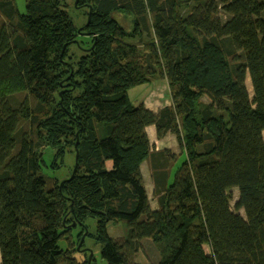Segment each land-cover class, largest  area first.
Wrapping results in <instances>:
<instances>
[{"label": "trees", "instance_id": "16d2710c", "mask_svg": "<svg viewBox=\"0 0 264 264\" xmlns=\"http://www.w3.org/2000/svg\"><path fill=\"white\" fill-rule=\"evenodd\" d=\"M158 79L154 113L129 92ZM145 239L157 264H264V0H0V264H89V241L137 264Z\"/></svg>", "mask_w": 264, "mask_h": 264}, {"label": "crops", "instance_id": "0c3cea01", "mask_svg": "<svg viewBox=\"0 0 264 264\" xmlns=\"http://www.w3.org/2000/svg\"><path fill=\"white\" fill-rule=\"evenodd\" d=\"M249 79L250 78L248 77L246 83L249 81ZM135 89L131 90V92L133 91V95L134 93H136L134 92ZM138 89L139 90L137 91L139 92L136 93V102L143 103L145 108L151 112L158 113L165 108L173 106V100L171 98L169 85L167 80L165 79L154 80L147 85L138 87ZM204 101L207 102L208 99L204 98ZM145 131L152 146V151L159 152L168 149L172 152V154L176 156V158L171 160L170 163L163 162V160L161 159L160 164H158L160 169H163L165 167V169L168 171H174L178 167L179 162L182 161L185 157V154L183 150H181L176 135L168 133L163 138L159 139L157 136L156 127L154 125L147 126ZM179 156H182L181 159H179ZM152 164L153 159L145 161L141 165V173L148 197L150 199V205L153 209L156 210L157 200L153 195L155 185L152 179ZM234 192L238 194L237 190H234Z\"/></svg>", "mask_w": 264, "mask_h": 264}, {"label": "rangeland", "instance_id": "374dc122", "mask_svg": "<svg viewBox=\"0 0 264 264\" xmlns=\"http://www.w3.org/2000/svg\"><path fill=\"white\" fill-rule=\"evenodd\" d=\"M19 13L20 14H25L26 13V0H13ZM75 14H77L76 12H72V16L73 18L76 20ZM248 85V90L252 95V86H251V81L249 79V81L246 83ZM246 85V86H247ZM138 88L135 89L134 92L138 93L139 91ZM133 91L129 92V95L133 98L136 99L137 95L136 93H134V95L132 94ZM23 95H20V97L22 98ZM17 101L20 100L19 98H15ZM54 159V153L52 150L47 149L46 153H45V160L46 162L50 165L52 163ZM69 163H71V166L74 163V158L68 157L67 159V164L70 165ZM69 171V169L63 171V173H60V171L56 172L54 171L51 167H43L42 172L45 175H49L51 177H57L59 179H64L65 176H67V172ZM233 201L232 202V208L234 209V206L236 204V202L238 201V197L239 194L233 192ZM240 215H244L243 211H239ZM87 226L89 227V229L91 231L95 230L96 227V221L94 219H89L87 221ZM109 234L111 237L113 238H120L123 237L127 234V226L124 222H120L117 224H110L109 228H108ZM61 246H66V243L61 244ZM86 249H89L91 252H93V254L96 256L97 259V264H107L106 261H104L101 257H100V246L95 245L92 241H89L87 244ZM160 260V254L157 250V247L155 246V244L149 240V239H145L142 242V249L141 251L137 254L134 262L137 264H157ZM0 263H1V255H0Z\"/></svg>", "mask_w": 264, "mask_h": 264}, {"label": "water", "instance_id": "95a60500", "mask_svg": "<svg viewBox=\"0 0 264 264\" xmlns=\"http://www.w3.org/2000/svg\"><path fill=\"white\" fill-rule=\"evenodd\" d=\"M83 240H84V238L82 239V241ZM81 246H82V243H80V245L78 247L79 250H80ZM84 251H86V252H88L90 254L88 262H89V264H91L92 263L93 252H91L89 249H84Z\"/></svg>", "mask_w": 264, "mask_h": 264}]
</instances>
